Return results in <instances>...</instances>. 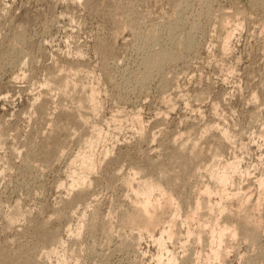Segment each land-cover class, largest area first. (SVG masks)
Returning a JSON list of instances; mask_svg holds the SVG:
<instances>
[{
    "label": "rangeland",
    "instance_id": "obj_1",
    "mask_svg": "<svg viewBox=\"0 0 264 264\" xmlns=\"http://www.w3.org/2000/svg\"><path fill=\"white\" fill-rule=\"evenodd\" d=\"M262 179L264 0H0V264H264Z\"/></svg>",
    "mask_w": 264,
    "mask_h": 264
},
{
    "label": "bare ground",
    "instance_id": "obj_2",
    "mask_svg": "<svg viewBox=\"0 0 264 264\" xmlns=\"http://www.w3.org/2000/svg\"><path fill=\"white\" fill-rule=\"evenodd\" d=\"M238 25V24H237ZM173 30H174V28H173ZM156 33V32H155ZM173 33H175V30H174V32ZM176 36V35H175ZM150 38V37H149ZM226 38V37H225ZM173 39V38H172ZM187 40V39H186ZM175 41V40H174ZM228 41V40H227ZM188 44V43H187ZM186 44V45H187ZM188 46V45H187ZM166 50V49H165ZM165 50H163V52H166ZM157 52V51H156ZM160 53L158 54V55H156V56H154V55H152V56H154L152 59H150L151 61H149V60H147L148 62H150L149 64H150V66H148V68L149 67H151V66H155V65H160V67L162 66L161 65V63L162 64H165V59H168L169 58V56H170V54L168 53V52H166V53H168L167 55H168V57H167V55L165 54V53H163V54H161V51H159ZM151 54V53H150ZM157 54V53H156ZM149 58H151V57H149ZM148 58V59H149ZM146 61V63H147V65H148V62ZM163 61H165L164 63H163ZM168 61V60H167ZM154 66L152 67V68H154ZM146 67V66H145ZM156 67V66H155ZM156 68H159L158 66L156 67ZM145 69H147V68H145ZM146 75H147V73H146ZM145 77V76H144ZM149 77V76H148ZM146 78V77H145ZM144 79V78H143ZM145 80V79H144ZM149 81V80H148ZM60 86V85H59ZM66 86V85H65ZM91 98V97H90ZM93 99V98H92ZM90 100V99H89ZM94 101V100H93ZM92 102V101H91ZM92 104V103H91ZM99 131V130H98ZM96 133V132H95ZM93 142H90V147L92 148L93 147ZM88 150V149H87ZM90 152H92V151H90ZM89 152V153H90ZM84 154V153H83ZM85 155V154H84ZM83 156V155H82ZM81 157V156H80ZM79 159V158H78ZM81 159V158H80ZM79 159V160H80ZM93 158H91V156H84V157H82V159H81V165H82V168H81V170H84V172H90L93 168H94V162H93V160H92ZM236 164V163H235ZM234 164V162L233 163H231V164H229L228 165V168L226 169V170H224V171H222V172H220V173H218V174H216V180L218 181V183L220 184V185H225L227 182H229V179L231 178V176H230V173L232 172V171H234L235 169H236V165ZM80 165V166H81ZM77 166V165H76ZM229 171H231V172H229ZM80 178V177H79ZM146 178V177H145ZM82 179H84V178H82ZM85 180V179H84ZM144 180V179H143ZM150 180H151V178H150ZM75 181V180H74ZM78 182V181H77ZM76 182V183H77ZM82 182H83V180H82ZM131 182V181H130ZM134 183H135V181H133ZM144 182V183H143ZM143 182H141V184L142 185H140V184H138V185H140L139 186V188L137 187V190H136V199H133L134 200V210H133V212H135V213H133V217L132 218H130L131 216H129V218L128 219H131V221H132V224H134L135 226H142V228H146L147 230H151L155 225L156 226H158L159 224H158V222H160L161 220H162V216H164L163 215V212H162V209L164 208L165 209V205H166V209L165 210H163V211H167V209H168V213H170L169 211H171V209L173 208V205H174V203H175V201H174V199H173V197L171 198V197H169V196H167V193L164 191V194H162V191H161V193H159L160 192V190H162V186L160 185V184H158L157 182H152V181H143ZM80 183H81V181H80ZM84 183H85V181H84ZM260 186H263L264 187V180L262 179V180H260ZM75 184V183H74ZM78 184V183H77ZM76 184V185H77ZM83 185V184H82ZM85 185V184H84ZM130 185V184H129ZM133 185V184H132ZM227 185V184H226ZM79 186V185H78ZM135 186V185H134ZM133 187V186H132ZM263 187H262V189H263ZM261 188V187H260ZM198 189V188H197ZM135 191V190H134ZM156 191H159L158 193L159 194H161V196H165L164 198L165 199H163L164 201H163V205H164V202H165V205L162 207V209H159L161 206H162V203H159V202H154V200L152 199L153 198V195H154V193H157ZM205 191H207V190H205ZM223 191V190H222ZM139 192H142V194H138ZM215 192V191H214ZM219 192V191H218ZM209 193H210V191L208 192V196H209ZM212 193V192H211ZM206 194H207V192H206ZM142 195V196H141ZM169 195V194H168ZM227 195V194H226ZM223 197V196H222ZM205 198V197H204ZM207 199V198H206ZM132 200V201H133ZM157 200H159V199H157ZM228 200H230L229 198H228ZM227 200V201H228ZM161 201V200H160ZM204 201V200H203ZM243 201V200H242ZM261 201V200H260ZM162 202V201H161ZM209 203V202H208ZM232 203V202H231ZM201 205V204H200ZM200 205H198L197 204V207H196V209H198L199 207H201ZM204 205H206V203L204 204ZM228 205H230V203H228ZM190 206V205H189ZM226 206V205H225ZM235 206V205H234ZM218 207V206H217ZM237 207V206H236ZM243 208V207H242ZM195 209V210H196ZM211 209V208H210ZM193 210H194V208H193ZM199 210H200V208H199ZM203 210V209H202ZM209 210V209H208ZM160 211V212H159ZM176 211V210H175ZM210 211V210H209ZM232 211V210H231ZM166 212V213H167ZM172 212H174V211H172ZM196 212H197V210H196ZM213 212V211H212ZM124 213V212H123ZM129 213V212H128ZM159 213L160 214H162V216H160L159 215ZM165 214V213H164ZM208 214V213H207ZM211 214V213H210ZM127 215V214H126ZM171 215H173V214H171ZM209 215V214H208ZM230 215V214H229ZM168 216V215H167ZM181 216H182V214H181ZM236 216V215H235ZM249 217H250V215H248ZM14 217V216H13ZM162 217V218H161ZM165 217V216H164ZM170 217H172V216H170ZM185 217V216H184ZM225 217V216H224ZM249 217H247L246 216V218H249ZM253 217V216H252ZM251 217V218H252ZM261 217V216H260ZM178 218V217H177ZM218 219V218H217ZM220 219V218H219ZM124 220H126V219H124ZM164 220V219H163ZM172 220V219H171ZM235 220V219H234ZM242 220H244V219H242ZM250 220V219H249ZM248 219H247V221H248V223L249 222H251V221H249ZM254 220V219H253ZM130 221V220H129ZM208 221V220H207ZM218 221V220H217ZM246 221V222H247ZM256 221V220H255ZM187 222V221H186ZM245 222V223H246ZM123 223V222H122ZM172 223H175V221H171V223L170 224H172ZM131 224V225H132ZM158 224V225H157ZM261 224V223H260ZM124 225V224H123ZM127 225V224H126ZM161 225V224H160ZM242 225H244V224H241V226ZM253 225H257V229H258V227H261L262 226V224H261V226L259 225V223H253ZM252 225V223H251V226H253ZM125 226V225H124ZM169 226H171V227H169V229H166V228H164V230H163V232L161 233V236L158 238V239H156V241L159 243V247H161L160 249H162L164 246H166V245H164V235H166L167 234V237H172L173 238V235H174V233H173V231L171 230L172 229V225H169ZM174 226V225H173ZM246 227L247 226H249V224L248 225H245ZM244 226V227H245ZM133 228H135V227H133ZM236 228V227H235ZM249 228L251 229V228H253V227H250L249 226ZM255 228V229H256ZM145 229V230H146ZM231 229V228H230ZM247 229V228H246ZM245 229V230H246ZM255 229H254V231H255ZM146 230V231H147ZM249 230V229H248ZM175 231V230H174ZM229 231L228 229H226V226H224V228H222L220 231H218V245H221L222 246V243H223V238L224 237H226V236H224V235H226L225 233H227V232ZM239 231V230H238ZM250 231H253V229L252 230H250ZM205 232V231H204ZM211 232V231H210ZM230 232L232 233V236H235V235H237L236 234V232H237V229L235 230V229H232V230H230ZM255 232H257V231H255ZM182 233V232H181ZM203 233V232H202ZM238 233V232H237ZM253 233V232H252ZM191 234V233H190ZM201 234V233H200ZM215 234H217V233H215ZM229 234V233H228ZM254 235V234H253ZM252 235V236H253ZM209 236V235H208ZM211 236V235H210ZM228 236V235H227ZM250 236V235H249ZM251 236V237H252ZM256 235H254V237H255ZM154 237V236H153ZM197 237H198V235H197ZM212 237H215V236H213V232H212ZM211 237V238H212ZM257 237V236H256ZM169 238V239H170ZM171 238V239H172ZM200 238H201V236H200ZM200 238H195V239H200ZM203 238V237H202ZM210 238V239H211ZM236 238V237H235ZM170 239V240H171ZM207 239V238H206ZM250 239V238H249ZM202 240V239H201ZM204 240V239H203ZM208 240H209V238H208ZM213 240V239H212ZM190 241V240H189ZM196 241V240H195ZM211 241V240H210ZM214 241H217V240H214ZM201 242V241H200ZM212 242V241H211ZM211 244V243H210ZM214 244V243H213ZM216 244V243H215ZM251 244V243H250ZM212 246V248H211V254H210V257H209V255H208V257H207V259L208 260H210V258H213V259H216V258H219L220 256H221V252L218 250V248H216L214 245H211ZM220 248V247H219ZM165 249V248H164ZM163 249V250H164ZM185 252V251H184ZM175 255V254H174ZM174 255H173V257H174ZM171 258V257H170ZM176 257H174V259H175ZM202 259V258H201ZM163 260V259H162ZM170 260V259H169ZM208 260H206V261H208ZM218 260V259H217ZM176 260H173L172 258H171V260L170 261H167L168 263L167 264H174V263H176L175 262ZM178 261V260H177ZM213 261V260H212ZM159 262V261H158ZM161 260H160V262L158 263V264H161Z\"/></svg>",
    "mask_w": 264,
    "mask_h": 264
}]
</instances>
